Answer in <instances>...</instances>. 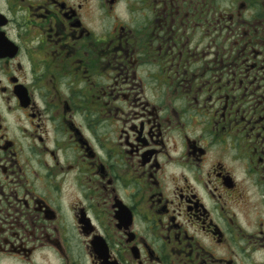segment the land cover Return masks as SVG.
I'll return each mask as SVG.
<instances>
[{"label":"flooded vegetation","instance_id":"af4514ba","mask_svg":"<svg viewBox=\"0 0 264 264\" xmlns=\"http://www.w3.org/2000/svg\"><path fill=\"white\" fill-rule=\"evenodd\" d=\"M0 264H264V0H0Z\"/></svg>","mask_w":264,"mask_h":264}]
</instances>
